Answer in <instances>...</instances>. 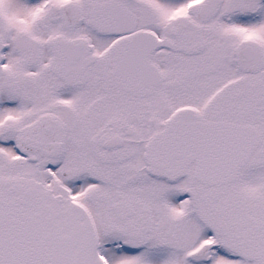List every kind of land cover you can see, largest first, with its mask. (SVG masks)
Here are the masks:
<instances>
[{"label":"snow or ice","instance_id":"6c2138e0","mask_svg":"<svg viewBox=\"0 0 264 264\" xmlns=\"http://www.w3.org/2000/svg\"><path fill=\"white\" fill-rule=\"evenodd\" d=\"M0 264H264V0H0Z\"/></svg>","mask_w":264,"mask_h":264}]
</instances>
